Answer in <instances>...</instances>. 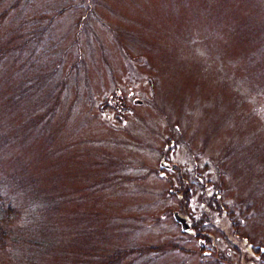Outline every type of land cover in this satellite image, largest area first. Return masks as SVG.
I'll list each match as a JSON object with an SVG mask.
<instances>
[{
  "label": "rangeland",
  "instance_id": "374dc122",
  "mask_svg": "<svg viewBox=\"0 0 264 264\" xmlns=\"http://www.w3.org/2000/svg\"><path fill=\"white\" fill-rule=\"evenodd\" d=\"M0 206V264H264V0H0Z\"/></svg>",
  "mask_w": 264,
  "mask_h": 264
},
{
  "label": "trees",
  "instance_id": "16d2710c",
  "mask_svg": "<svg viewBox=\"0 0 264 264\" xmlns=\"http://www.w3.org/2000/svg\"><path fill=\"white\" fill-rule=\"evenodd\" d=\"M178 197L181 196L176 193ZM6 208V209H5ZM0 206V250L3 249L8 243H19L21 242L18 237H16L15 229L16 222L18 220V213L11 212L12 208ZM27 243L29 246L41 247L44 244L36 239H26L23 244Z\"/></svg>",
  "mask_w": 264,
  "mask_h": 264
},
{
  "label": "water",
  "instance_id": "95a60500",
  "mask_svg": "<svg viewBox=\"0 0 264 264\" xmlns=\"http://www.w3.org/2000/svg\"><path fill=\"white\" fill-rule=\"evenodd\" d=\"M141 101H138L140 103ZM174 220L180 225L182 232H188L190 230V221L185 217L179 214L178 212H173ZM202 244V242H200Z\"/></svg>",
  "mask_w": 264,
  "mask_h": 264
}]
</instances>
